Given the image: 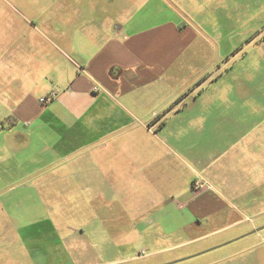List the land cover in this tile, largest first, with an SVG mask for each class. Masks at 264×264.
Wrapping results in <instances>:
<instances>
[{
	"label": "rangeland",
	"instance_id": "1",
	"mask_svg": "<svg viewBox=\"0 0 264 264\" xmlns=\"http://www.w3.org/2000/svg\"><path fill=\"white\" fill-rule=\"evenodd\" d=\"M169 22L181 32L173 45V66L155 69L157 79L136 91L144 98L137 112L120 111L122 99L103 92L92 108L114 110V119L97 122L100 128L113 127L110 137L84 141L67 134L66 143L58 147L56 137L48 136L50 149L44 155L51 160L49 178L64 174L80 180V192L72 187L52 190L32 178L18 185L34 189L0 194V264H264V0H0V49L10 50L18 43L20 52L28 46L53 54L58 49L79 62L76 54L79 49L83 54V43L73 39L72 45L62 44L55 33H90L94 25L115 30L125 24L119 38L126 40L161 25L164 34ZM66 64L74 70L68 60ZM229 97L234 117L241 116V128L257 130L253 138L258 140L259 175L228 178L234 185L233 193L223 198L229 212L204 217L195 225L189 237L199 239L191 242L184 231L164 237L159 222L152 221L150 193L140 189L147 185L143 177L156 174L154 162L159 159L186 177L193 175L192 168L200 170L158 131V121L151 120L158 115L166 129L192 127L193 136L182 135L183 140L203 150L201 129L210 122V113L230 104ZM42 145L32 138L28 153L20 154L21 167L34 168L42 160L32 157ZM104 145L111 152L108 158L105 152H94ZM52 146L61 148L57 156ZM211 163L216 165L215 158ZM204 177L219 187V178ZM124 178L128 190L123 191ZM190 179L181 185L189 186ZM174 218L187 219L181 214ZM176 260L180 261L172 263Z\"/></svg>",
	"mask_w": 264,
	"mask_h": 264
},
{
	"label": "crops",
	"instance_id": "2",
	"mask_svg": "<svg viewBox=\"0 0 264 264\" xmlns=\"http://www.w3.org/2000/svg\"><path fill=\"white\" fill-rule=\"evenodd\" d=\"M161 26L151 32L134 33L126 40L119 38L125 24L118 25L115 30L94 25L90 33L77 30L55 33V38L62 41V44L72 41L69 43L72 45L75 42L73 39L83 43V54L80 49L76 54L80 63L67 58L58 49L53 54L50 50L28 46L20 52L22 48L19 43L10 50L0 49V194L6 192L7 196H12L20 189H34L18 185L32 178H38L33 182L48 184V188L52 190L65 191L72 187L75 192H80V180H69L64 174L60 178H49L51 172L47 168L51 160L44 155L50 149L46 144L48 136L56 137L53 141L58 147L66 143L63 136L67 134L77 135L84 141L88 138L97 140L101 135L110 137L113 127L100 128L97 122L114 119V110L111 107L92 108L103 92H112L122 99V103H118L120 111L129 115L137 112L144 98L136 91L148 87L157 79L155 69L169 70L173 66V56L177 50L173 45L181 32L173 22L163 26L167 31L164 34ZM82 34L85 35L81 36ZM23 40L33 43V39L29 37H23ZM66 60L74 70L67 67ZM57 88H60V92ZM52 92L54 93L51 94ZM48 96H51L48 102L40 103L41 98ZM231 98L233 97H229L230 104L224 110L209 114L210 122L201 129L204 134L203 150L194 149L192 145L188 147L183 140L182 135L193 136L192 127L166 129V121L162 118L157 120L158 115L151 120V123L158 121V131L163 132L167 140L186 152L200 170L192 168L193 175L186 177L176 170L175 165L169 161L163 163L159 159L154 162L156 174L147 173L143 177L147 185L142 184L140 189L150 193L148 197L152 199V221L159 222V230L163 231L164 237L184 231L183 234L191 242L199 239L189 237L195 225L201 224L204 217L229 212L223 198L225 194L233 193L234 185L233 180L228 178H257L259 175L258 140L253 138L257 135V130L241 128V116L234 117L235 109ZM146 132L150 133L149 130ZM33 137H37L44 145L32 157L42 156V160L39 159L34 168H29V165L21 167L20 154L25 151L28 153ZM51 149L57 156V151L61 148L56 150L52 146ZM99 149L102 151H97ZM97 150L94 152H98V156L102 152H105L106 158L111 156L108 146H99ZM97 154L93 156L94 159ZM212 158H215L214 167ZM60 170H57L58 173ZM201 174L219 178L218 188L223 195H219L218 188L208 183ZM159 175L164 178L160 180ZM198 176L209 187L194 193L192 184ZM185 178H192L189 186L181 185ZM125 179L127 178L122 183L123 191L128 190L124 187ZM179 214L185 215L187 219H173V216ZM150 222L147 221V228Z\"/></svg>",
	"mask_w": 264,
	"mask_h": 264
},
{
	"label": "built area",
	"instance_id": "3",
	"mask_svg": "<svg viewBox=\"0 0 264 264\" xmlns=\"http://www.w3.org/2000/svg\"><path fill=\"white\" fill-rule=\"evenodd\" d=\"M50 99H51V96L41 98L40 103L44 104V103L48 102ZM206 187H209V186L202 179L195 180L192 184V190L194 191V193H196L197 191H199L203 188H206Z\"/></svg>",
	"mask_w": 264,
	"mask_h": 264
},
{
	"label": "water",
	"instance_id": "4",
	"mask_svg": "<svg viewBox=\"0 0 264 264\" xmlns=\"http://www.w3.org/2000/svg\"><path fill=\"white\" fill-rule=\"evenodd\" d=\"M261 229H263V227L262 228L255 229V230H252L249 234H253V233L259 232ZM178 261H180V260H176V261H174L172 263H175V262H178Z\"/></svg>",
	"mask_w": 264,
	"mask_h": 264
},
{
	"label": "flooded vegetation",
	"instance_id": "5",
	"mask_svg": "<svg viewBox=\"0 0 264 264\" xmlns=\"http://www.w3.org/2000/svg\"><path fill=\"white\" fill-rule=\"evenodd\" d=\"M39 231V230H38Z\"/></svg>",
	"mask_w": 264,
	"mask_h": 264
}]
</instances>
